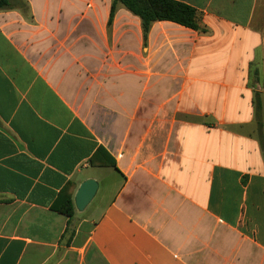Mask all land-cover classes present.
Listing matches in <instances>:
<instances>
[{
  "label": "crops",
  "instance_id": "1",
  "mask_svg": "<svg viewBox=\"0 0 264 264\" xmlns=\"http://www.w3.org/2000/svg\"><path fill=\"white\" fill-rule=\"evenodd\" d=\"M10 1L0 264H264V0H175L200 29L147 38L114 0Z\"/></svg>",
  "mask_w": 264,
  "mask_h": 264
},
{
  "label": "trees",
  "instance_id": "2",
  "mask_svg": "<svg viewBox=\"0 0 264 264\" xmlns=\"http://www.w3.org/2000/svg\"><path fill=\"white\" fill-rule=\"evenodd\" d=\"M22 3L23 0H18ZM122 4L127 10L138 16L142 21L144 37L150 31L154 22L169 21L184 27L199 30L197 11L184 3L175 0H114L111 17L115 13L116 5ZM10 0H0V11L16 8ZM24 8L22 4L20 6ZM257 118L259 120V141L264 155V130L262 124V101L256 97ZM54 210L66 215L69 219L74 216V205L71 195L62 193Z\"/></svg>",
  "mask_w": 264,
  "mask_h": 264
},
{
  "label": "water",
  "instance_id": "3",
  "mask_svg": "<svg viewBox=\"0 0 264 264\" xmlns=\"http://www.w3.org/2000/svg\"><path fill=\"white\" fill-rule=\"evenodd\" d=\"M98 188V183L93 179L86 180L82 183L75 196V205L79 211H84L91 203L98 191Z\"/></svg>",
  "mask_w": 264,
  "mask_h": 264
},
{
  "label": "rangeland",
  "instance_id": "4",
  "mask_svg": "<svg viewBox=\"0 0 264 264\" xmlns=\"http://www.w3.org/2000/svg\"><path fill=\"white\" fill-rule=\"evenodd\" d=\"M89 211H90V208H88L87 212H89Z\"/></svg>",
  "mask_w": 264,
  "mask_h": 264
}]
</instances>
